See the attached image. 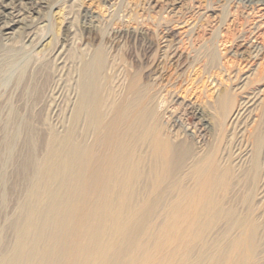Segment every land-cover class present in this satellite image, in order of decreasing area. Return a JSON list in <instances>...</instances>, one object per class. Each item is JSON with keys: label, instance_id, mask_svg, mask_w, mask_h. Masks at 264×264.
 Listing matches in <instances>:
<instances>
[{"label": "rangeland", "instance_id": "1", "mask_svg": "<svg viewBox=\"0 0 264 264\" xmlns=\"http://www.w3.org/2000/svg\"><path fill=\"white\" fill-rule=\"evenodd\" d=\"M46 2L30 16L31 26L38 25L35 43L22 40L21 28L16 41L0 39V55L10 62L0 71V150L6 130L20 126L14 159L0 162V264H264V6L252 10L239 0ZM47 18L50 24H38ZM62 45L70 50L58 64L53 53ZM46 59L41 91L30 101L28 80ZM84 77L108 99L104 136L112 135L116 109L135 84L151 96L174 147L191 146V153L172 161L161 177L151 175V150L144 148L147 175L132 197L122 187L111 198L86 187L75 161L69 165L60 154L64 141L72 149L94 141L85 132L94 119L80 125L77 118ZM228 95L232 105L261 98L231 125L222 103ZM193 109L210 130L199 129ZM33 111L42 164L28 182L18 169L29 151L24 125ZM128 114L120 126H127ZM211 157L218 169L202 181L197 169Z\"/></svg>", "mask_w": 264, "mask_h": 264}, {"label": "bare ground", "instance_id": "2", "mask_svg": "<svg viewBox=\"0 0 264 264\" xmlns=\"http://www.w3.org/2000/svg\"><path fill=\"white\" fill-rule=\"evenodd\" d=\"M239 1L250 6L252 10H260L259 7L264 6V0ZM46 3V0H0V39L4 38L5 41H16L18 38V35L15 34L17 31L16 29L21 28L22 30L20 32V36L23 37L22 40L24 39L26 42L35 43L34 41L36 40L37 34L36 28L38 25L31 26L34 21H32L33 19L30 20V16L32 13H38L39 11L37 8ZM3 9L11 10L9 12L10 14H6ZM90 17L88 18L89 26L94 23ZM26 22H29V24H26ZM44 22H48L50 24V18L44 20L42 19V21L40 20V23L38 24L40 25ZM22 25H25V27H21ZM36 42H38V40ZM39 42L41 41L39 40ZM69 50L70 49H68L65 45L59 46L53 53L54 58H52V61H55L58 64L64 63L69 54ZM2 55H0V62H2L0 65V71H4L9 68H5V64L7 65L10 63L8 62L9 60L7 57ZM48 60L42 62L39 67L36 66L38 64H35V71L33 70L34 72H31L32 75L28 80L27 86L28 94H26L28 95L27 97L30 101H32L35 95L41 91L43 85V75L50 65V61ZM210 62L212 64L215 62L214 57L210 59ZM89 79V77H84L81 82L82 92L80 106L77 110V118L81 120L80 125L85 124L86 119L88 120L89 117L94 119L92 120L91 125L88 126L86 124L87 128L85 129V132L89 131V135L94 138V141L89 144L88 141L87 143L85 140H82L81 142H78L73 149L70 148L72 146L64 141L62 143L65 144V148L63 147V149L60 150L62 151L60 153L61 155L64 154L69 157V165L75 161L78 176L86 187L90 189L94 188L99 192V194L108 198L112 197L115 188L117 189V187H122L126 190L127 195L132 197L134 189H136V185L144 182L147 175V171H145L146 157L144 155L146 150H144V148L149 147V150H151L152 166L149 171L152 173L151 175L156 174L158 176H161L164 173L167 165L169 166L172 161H178L186 158L191 153V146L185 151L178 150L174 147L172 140L165 135L166 133H164L165 131L161 126L159 115L152 106L151 96L146 92H139V88H137L135 84H133L130 88L131 95L125 100H122V105L119 104L120 106L118 105L116 109V117L113 118V121L109 126L113 131L112 135L104 136V129L107 128H105L103 124V119L105 117V112L107 111L106 105L108 104H106V100L108 99L104 97L105 95L102 96V87L100 88L97 83L89 81ZM260 98L261 97L259 96L253 100V98L247 97L238 101L237 104L232 105L233 101L230 96H226L224 99L225 101H222L226 108H229L227 112L225 111L226 120L229 121V124L231 125L237 124L242 116L247 113L246 111L248 108L254 105ZM13 113V116H17V111ZM192 113L198 121L201 122V128L199 129H201L202 132L211 129V126L208 121L204 119L200 110L193 109ZM34 114V111L32 115L29 114L27 124L24 125L26 131L25 142L29 151L20 161L18 169L19 175L23 178V180L25 179L28 182L39 176L41 173L40 166L42 164V161L36 154V130L33 124ZM127 114L129 115L128 124L126 127H122L120 126L119 119L123 118ZM251 118L253 122L256 120L255 117ZM93 123H95V127ZM110 128L108 129L110 130ZM19 131V125L14 126V129L12 130H6L2 149L0 150V162L2 164L6 161L14 159L15 141L20 134ZM69 134L70 135L68 136L71 140L74 135V131H71ZM87 135L85 133V136ZM103 140L105 150L100 146ZM102 164H107V169H103ZM217 169L218 167L215 165V159L211 157L198 167L197 174L203 181L206 179L207 175L215 174ZM1 180H4V175H1ZM211 181H213V179ZM118 218L120 220L121 216H118ZM127 223V220H120L122 228L127 227Z\"/></svg>", "mask_w": 264, "mask_h": 264}]
</instances>
